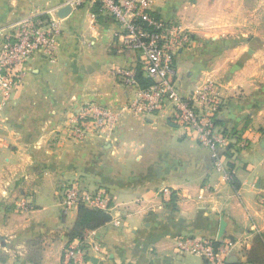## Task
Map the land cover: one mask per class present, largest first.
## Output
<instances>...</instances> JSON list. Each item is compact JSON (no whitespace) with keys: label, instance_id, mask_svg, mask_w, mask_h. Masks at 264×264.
<instances>
[{"label":"crops","instance_id":"1","mask_svg":"<svg viewBox=\"0 0 264 264\" xmlns=\"http://www.w3.org/2000/svg\"><path fill=\"white\" fill-rule=\"evenodd\" d=\"M63 2L0 0V44L38 12L61 29L55 58L35 56L22 86L8 97L0 90V264H64L78 207L66 209L63 194L76 180L104 192L110 205L111 220L87 238L91 264H208L180 249L185 238L230 240L226 264H264L250 260L258 239L264 243V70L233 36L234 23L218 22L220 0H157L153 8L194 38L177 57L180 91L210 80L220 85L217 124L236 148L224 153V171L172 117L171 105L153 114L125 111L102 137H69L83 103L116 113L136 97L140 86L114 70L138 66L140 53L98 6L62 18ZM243 137L250 146L240 151Z\"/></svg>","mask_w":264,"mask_h":264},{"label":"built area","instance_id":"2","mask_svg":"<svg viewBox=\"0 0 264 264\" xmlns=\"http://www.w3.org/2000/svg\"><path fill=\"white\" fill-rule=\"evenodd\" d=\"M156 1L64 0L63 6L72 10L96 5L101 15L113 19L121 27V36L127 47L140 53V70L153 82L147 88L139 87L136 97L121 105L116 113L98 102L83 103L71 117L66 130L70 138L78 141L102 137L125 111L134 115L153 114L171 105L172 117L185 126L201 146L212 152L216 167L224 171V153L234 152L236 148L229 149L233 135L221 130L217 124L218 114L224 105L220 85L210 80L197 85L189 93L180 91L175 80L177 57L191 46L194 38L178 21L157 16L153 8ZM47 16L38 12L26 17L3 36L0 44V90L3 96H10L15 88L23 85L28 65L35 56L46 54L51 59L55 58L61 35L60 23L50 14ZM114 72L126 84L139 85L137 66L119 67ZM238 143V150H245L250 146V139L243 137ZM227 158L231 160V156ZM227 175L231 178L233 171ZM81 204L110 211L104 192L87 190L77 180L70 182L63 194V205L71 209ZM261 204L264 206V199ZM90 231L84 233L82 240L67 243L63 252L65 264L92 263L87 247ZM231 247L230 240L221 238H185L180 241L183 252L199 254L209 264H226Z\"/></svg>","mask_w":264,"mask_h":264},{"label":"rangeland","instance_id":"3","mask_svg":"<svg viewBox=\"0 0 264 264\" xmlns=\"http://www.w3.org/2000/svg\"><path fill=\"white\" fill-rule=\"evenodd\" d=\"M220 2L224 11L219 13L218 22L234 23L233 36L238 42H244L243 45L248 44L247 47L252 49L253 54H257V61L264 70V0H220Z\"/></svg>","mask_w":264,"mask_h":264},{"label":"trees","instance_id":"4","mask_svg":"<svg viewBox=\"0 0 264 264\" xmlns=\"http://www.w3.org/2000/svg\"><path fill=\"white\" fill-rule=\"evenodd\" d=\"M98 14L101 16L99 10ZM137 80L141 88H147L152 85V81L146 78L143 72L140 70L138 65ZM111 220V215L108 211L96 208H90L84 204L79 205L78 207V218L75 226L68 231L67 236L69 241L82 240L84 233L88 230H95ZM218 245V242L214 243ZM250 260L252 262H264V243L261 238L258 239V245L251 254ZM208 263V261L206 260ZM209 264V263H208Z\"/></svg>","mask_w":264,"mask_h":264},{"label":"water","instance_id":"5","mask_svg":"<svg viewBox=\"0 0 264 264\" xmlns=\"http://www.w3.org/2000/svg\"><path fill=\"white\" fill-rule=\"evenodd\" d=\"M72 10H71V7H69V6H66V7H64V8H62L61 10H60V12H59V16L60 17H65V16H67L68 14H70V12H71ZM222 236V235H221Z\"/></svg>","mask_w":264,"mask_h":264}]
</instances>
